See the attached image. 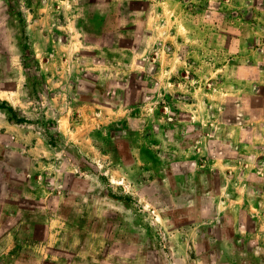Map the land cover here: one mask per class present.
Listing matches in <instances>:
<instances>
[{
    "label": "rangeland",
    "instance_id": "obj_1",
    "mask_svg": "<svg viewBox=\"0 0 264 264\" xmlns=\"http://www.w3.org/2000/svg\"><path fill=\"white\" fill-rule=\"evenodd\" d=\"M40 11L50 16L49 33L63 42L61 49L72 42L68 38L78 41L73 47L79 50L77 92L83 98L110 100V107L135 103L148 115L151 107L166 109L158 98L163 89L153 80L158 50H182L184 61L196 66L193 78L204 77L208 86L209 80L240 83L264 70V0H0V191L17 194L30 191L29 185L45 193V227L53 231L38 235L56 245L43 250L17 240L11 249L0 248V264H167L171 239L160 213L166 201L140 198L149 186L121 174L115 155L107 174L96 160L82 169L68 161L74 176L66 177L65 187L52 163L33 167L35 157L27 149L47 146L44 139L32 145L28 137L5 130L7 118L20 126L26 117L32 127L52 125L46 111L53 89L43 85L33 61L28 28ZM137 60L151 67L129 71ZM108 114L115 115L112 109ZM115 141L111 137V144ZM68 149L75 158L77 147ZM31 203L27 200L26 209Z\"/></svg>",
    "mask_w": 264,
    "mask_h": 264
},
{
    "label": "crops",
    "instance_id": "obj_2",
    "mask_svg": "<svg viewBox=\"0 0 264 264\" xmlns=\"http://www.w3.org/2000/svg\"><path fill=\"white\" fill-rule=\"evenodd\" d=\"M47 19L41 12L33 16L40 26L28 28L33 61L43 85L53 89L46 111L52 125L32 127L30 117L21 126L9 118L3 124L9 134L28 137L32 145L44 139L47 146L27 149L34 154L33 167L52 163L55 174L66 180L74 176L68 161L82 169L96 160L107 174L113 154L121 174L135 185L149 186L140 198L166 201L160 213L171 239L167 264H264V102L254 105L264 100V70L240 83L209 80L208 86L204 77L193 78L196 66L184 61L182 50H158L153 80L164 90L158 98H164L166 109L151 107L147 115L135 103L110 107V100L77 92L80 56L73 46L78 41L68 38L72 42L61 49L63 42L49 33ZM150 67L137 60L128 70ZM111 137L122 145L111 144ZM69 147H77L75 158ZM61 182L68 186L67 180ZM28 187L17 194L0 191V248L11 249L17 240L43 250L55 245L47 243L46 234L38 235L53 231L45 227L48 197ZM27 200L33 209H26Z\"/></svg>",
    "mask_w": 264,
    "mask_h": 264
},
{
    "label": "trees",
    "instance_id": "obj_3",
    "mask_svg": "<svg viewBox=\"0 0 264 264\" xmlns=\"http://www.w3.org/2000/svg\"><path fill=\"white\" fill-rule=\"evenodd\" d=\"M26 69L29 70V68H28V64L26 65Z\"/></svg>",
    "mask_w": 264,
    "mask_h": 264
}]
</instances>
